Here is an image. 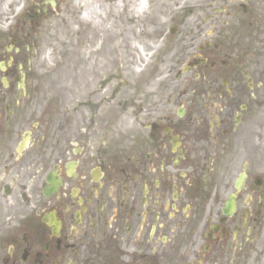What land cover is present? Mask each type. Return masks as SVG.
Instances as JSON below:
<instances>
[{
    "label": "flooded vegetation",
    "instance_id": "flooded-vegetation-1",
    "mask_svg": "<svg viewBox=\"0 0 264 264\" xmlns=\"http://www.w3.org/2000/svg\"><path fill=\"white\" fill-rule=\"evenodd\" d=\"M72 1L0 0V264H264V0Z\"/></svg>",
    "mask_w": 264,
    "mask_h": 264
},
{
    "label": "rangeland",
    "instance_id": "rangeland-1",
    "mask_svg": "<svg viewBox=\"0 0 264 264\" xmlns=\"http://www.w3.org/2000/svg\"><path fill=\"white\" fill-rule=\"evenodd\" d=\"M102 1H104V0H102ZM72 3H73V9L76 10L77 15H78V19H79V22H80L78 25L72 27V32L77 33V32L84 31L83 33H87V32L92 31L93 28L97 29L99 25L101 27L104 26V24H105V15H106L105 11H103V12L102 11H97V12L93 13L92 16H91V22L89 24H87L86 22L81 21V16H80V13H81L80 4H81V2H80V0H73ZM97 3H98V1H97ZM108 7L110 8V4L108 5ZM97 30L100 33H103V31H104L102 28L101 29H97Z\"/></svg>",
    "mask_w": 264,
    "mask_h": 264
},
{
    "label": "bare ground",
    "instance_id": "bare-ground-1",
    "mask_svg": "<svg viewBox=\"0 0 264 264\" xmlns=\"http://www.w3.org/2000/svg\"><path fill=\"white\" fill-rule=\"evenodd\" d=\"M82 1H85L83 4V9L85 11L84 20L87 24H89L91 22V19H86V17L88 18L90 15H92V13H95V11H97L98 9H100V11L104 10L105 7L103 5L98 7L97 4H95L94 0Z\"/></svg>",
    "mask_w": 264,
    "mask_h": 264
}]
</instances>
